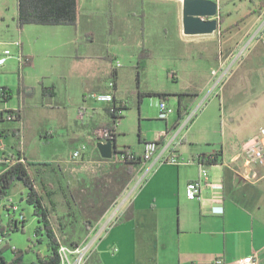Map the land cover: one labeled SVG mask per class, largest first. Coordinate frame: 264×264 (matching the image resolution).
Here are the masks:
<instances>
[{"label": "crops", "instance_id": "1", "mask_svg": "<svg viewBox=\"0 0 264 264\" xmlns=\"http://www.w3.org/2000/svg\"><path fill=\"white\" fill-rule=\"evenodd\" d=\"M212 1L218 3L219 30L210 35L190 36L183 28V0H78L75 26L27 25L23 29L18 27V1L0 0V46L13 44L18 52L17 58L11 54L8 60L13 64L0 67V73H19L21 56L34 58L23 71V97L27 94L25 111H34L32 123L56 119L52 122L54 127L32 132L31 138L36 136L34 141L41 144L67 135L73 143L82 138L86 140L68 158L58 162L46 161L40 154L30 155L26 117L8 120L6 116L7 112L20 109L19 85L14 80L9 87L0 75V87L12 89V100L17 92L19 101L17 107L2 106L12 100L0 102L4 111L0 112V175L9 161L22 155L30 162L49 164L42 180L53 184L66 180L74 186L81 179L108 176L113 163L102 159L98 142L94 146L91 143L94 133L111 125L107 106H90L87 95L108 92V82L114 77L113 94L117 101L128 104L130 96L139 100L140 82L149 63L158 56L177 54L185 60L186 54L192 52L202 58L217 44L225 43L218 52L214 51L216 63L210 65L213 75L210 80L214 78V86L222 80L213 90L221 96L222 103L228 102L226 115H222V109L217 110L214 118L208 120L207 108H204L197 116L204 102L193 110L207 84L181 89L154 87L146 91L169 94L163 101L175 112L168 120H157V133L150 141H160L158 154L134 175L84 238L98 235L91 264H217L218 260L237 264L250 256L256 257L257 264H264V167L249 166L244 148L248 140L264 130V44L255 41L238 58L243 41L254 36L264 23V0ZM171 8L176 13L173 32L167 21ZM79 45L84 51L74 55ZM49 52L71 53L81 63L106 61L97 71L89 72L88 79L78 85L80 89L75 85L78 96L83 98L82 104L80 98L72 102L73 94L67 88L62 69L54 75L43 63L37 62L40 55ZM121 58L128 59L129 70L120 72L124 68ZM216 70L218 73L214 75ZM169 77L180 79L179 72L169 73ZM192 78H195L193 74ZM70 84L74 85L73 80ZM126 84L130 85V92ZM81 109L88 112L85 122L78 119ZM194 112L193 119L184 126L186 115ZM13 122L16 126H8ZM209 129L220 138L214 141ZM16 131L21 138L17 147ZM82 145H86V152L81 149ZM76 151L81 152L80 159H74ZM173 152L178 154L179 164L167 161ZM204 154L220 155L218 163H204L213 187L203 193L201 200L191 201L186 188L199 179L200 166L189 160ZM142 178V184L135 188ZM27 191L25 187L21 190L24 203H27ZM6 200L12 201L19 212L13 196L9 195ZM5 206L6 201H0L4 227L8 222ZM7 250H11L8 241L0 249V264L12 261L6 260Z\"/></svg>", "mask_w": 264, "mask_h": 264}, {"label": "rangeland", "instance_id": "2", "mask_svg": "<svg viewBox=\"0 0 264 264\" xmlns=\"http://www.w3.org/2000/svg\"><path fill=\"white\" fill-rule=\"evenodd\" d=\"M13 0H8V2H12ZM237 14L234 15V19H236ZM176 13L175 9L171 8L170 13L168 14V27L171 32L174 31V26L176 23ZM253 36L247 37L242 44V47L240 48L241 52L243 49L250 48L254 42H251ZM86 38V37H85ZM87 39V38H86ZM11 42V40H7V43ZM225 46V43L223 42V45L217 44L216 47H213L209 50V54L205 55L202 58H199L198 54H194L190 52L189 54H186V59L183 60L180 58L177 54H172L171 57H164L158 56L156 59L152 60L151 63H149V69L143 79L140 82V89L144 93H148L146 91H150V89L154 87H163L166 89H175V88H186L190 86L197 87L198 85H205L203 93L201 94L199 100L193 105V110H195L200 104L203 103L201 106V111L198 112L197 116L202 112L204 108H207L206 118L208 120H212L214 116L216 115V111L219 112L222 111V115H226V111L228 108V102L221 101V96L217 94V91L213 90L214 83L212 78V81L210 80L213 75L211 74V67L213 63H216L213 60L214 51H219L220 48H223ZM6 49H9L11 53L14 55L15 58L18 57V52H15L16 47L13 44H2L0 46V51L4 52ZM81 51H84L83 47L79 45L76 47V53H79ZM1 52V53H2ZM34 59V58H33ZM32 59V62H33ZM121 64L124 65V68H119L120 72L126 71V68L130 67V62L128 59L121 58ZM144 60V59H143ZM37 62L43 63L46 68L55 74L56 70H61L65 73V80H67V88L69 91H72V102H76L80 98V104L83 103V98L78 96V92L76 91L75 85L77 84V89H80L78 85L83 84L85 80L88 79L89 72L97 71L99 66L105 65V60H87L86 62H78L71 53H61V52H49L46 54H42L37 58ZM110 64V61H108ZM117 62L115 61L114 64ZM13 64L12 60H8L7 65L11 66ZM118 65V64H117ZM29 66L25 67L28 69ZM186 67V68H185ZM163 68H165V71L163 72ZM196 68L198 69L196 72ZM142 70V68H141ZM140 70V71H141ZM172 72H179V80H173L169 77V73ZM151 75H149V74ZM191 74L194 75L195 78L191 79ZM0 75L3 76V80H6L8 83V86L11 87L12 83L14 84V80L16 81L17 85H19V76L18 72H1ZM152 76V77H151ZM60 80L59 78H57ZM73 80V84L71 85L70 82ZM130 80V79H127ZM126 90L129 92L131 91L130 85H125ZM17 87L14 89L16 92ZM207 97V98H206ZM87 101L90 106H95L97 108H103L107 106L105 103L97 102L95 99H93L91 94L87 95ZM18 97L16 92V97L10 101L7 104H2V106H10V107H17L18 106ZM139 104L138 97L136 96H130L128 101V109L124 111L123 119L119 121L118 125V132H117V140H116V146L118 150H122L124 148H129L133 151H135L137 154L143 153V143L144 141L150 142V139H152L153 135L157 133V126L159 119L162 120H168L166 118L160 108V99L156 96H144L142 99V102ZM177 105V104H176ZM28 109V108H27ZM26 109V110H27ZM33 110L30 109L25 111V117L26 121L24 123L26 132H28V135H32V132H37L39 129L41 131V128L50 129V127H54L53 121H56L55 118L49 119L46 121H43L41 124H36V120L32 123V120L34 119ZM36 116V113H35ZM31 117V118H30ZM37 118V116H36ZM197 118V117H196ZM195 118V119H196ZM19 119L16 115L15 119ZM16 122L8 124L11 128L16 126ZM80 126L79 123H76ZM7 126V127H8ZM220 131V127H219ZM27 134V133H26ZM95 134V133H94ZM93 134V136H94ZM27 141V147L29 154H37L41 155L43 159L49 162H58L63 159L68 158L72 153L73 150L79 147L83 142H85V138H82L78 142H71L69 140L68 135L67 136H59L55 137L54 140H51L46 143H40L39 141H34L36 136L31 138ZM209 135L210 137H213L216 141L220 138L219 134H214L213 130L209 129ZM28 137V136H27ZM10 143V142H9ZM91 143H93V146L95 144V140H91ZM79 145V146H78ZM76 147V148H75ZM84 152H86V145H82L81 147ZM145 172L142 173L144 175ZM108 181L109 178H107ZM97 188L87 189L88 187H78L74 189H69L70 195H72L73 198L77 200L78 204V210L80 211L79 215L82 217H88V218H94L96 219L98 208H102V205H96L94 207L95 203L91 199L95 196L97 193V196L100 197V199L105 200V202L109 201L112 197V193L109 194V190L111 189L105 188V183L108 182L106 178L102 177L97 180ZM24 186L21 183H17L14 185V187L10 191V196H13V198L16 199L19 207V213H23L26 217V224L24 232L18 231V232H9L8 237V245L10 246L11 250H7L4 255L6 256V260L9 262L12 260L11 253L12 249H16L18 251L25 252L24 257V264H32L34 261H36L37 253L44 254L47 251V244L44 242L43 244H39L37 242V239L35 237V231L37 228V220L34 217V209L32 206L28 205L27 203L22 202V195L21 190ZM56 203L58 204V209L60 212L65 211L67 208L64 205L65 199L62 195H57L55 197ZM3 201V200H2ZM4 201H9L4 199ZM105 204H103L104 206ZM115 211V208H113L112 212ZM76 220V219H75ZM4 246V245H3ZM1 246L0 248H2ZM29 247L31 249H29Z\"/></svg>", "mask_w": 264, "mask_h": 264}, {"label": "trees", "instance_id": "3", "mask_svg": "<svg viewBox=\"0 0 264 264\" xmlns=\"http://www.w3.org/2000/svg\"><path fill=\"white\" fill-rule=\"evenodd\" d=\"M18 1V27L23 29L27 25H68L75 26L78 22V0H17ZM22 66L18 73L19 88L18 96L20 101V109L9 113L15 114L18 118L25 119V102L27 94L23 97L24 77L23 71L25 67L32 64V58L21 56ZM115 75V74H114ZM144 96H156L161 101L166 100L169 94L164 93H140L139 106ZM13 98L11 88L0 87V102L7 103ZM123 101L115 100V112L110 113L108 107L107 112L111 124L122 120L124 111L128 109V104L122 105ZM120 104L119 107L116 105ZM106 129H112L110 126ZM117 129V128H116ZM116 129H112L114 133L113 142L116 143ZM16 131V147L21 138ZM219 154L202 155L200 158L206 164H216L219 162ZM113 163L110 174L104 178L108 181L105 188L112 193V198L105 202L100 199L97 193L91 199L96 205H102L98 208L96 219L82 217L79 215L77 200L70 195L69 189L86 186L87 189L97 188V180L100 178H85L72 186L66 180H59L53 183L42 180L46 168L49 164H38L28 161L20 155L9 161L7 169L0 175V201L6 199L10 195L11 189L17 183H21L28 191L26 202L34 209V216L38 221L35 231V237L39 244L46 242L47 253H37L36 261L33 264H60L59 248L62 244L70 246H78L84 238L92 231L96 224L100 221L106 211L112 206L113 202L121 195L126 185L132 180L134 175L143 166L141 155L135 151L124 148L118 150L116 147L115 157L111 161ZM102 178V177H101ZM62 195L66 200L64 205L66 210L60 212L55 197ZM103 204H105L103 206ZM1 219V218H0ZM76 219V220H75ZM26 219L18 224L14 220H9L7 226L0 224V232H24ZM9 237V234H7ZM29 249H31L29 247ZM13 258L8 264H24L25 252L12 250ZM1 254V252H0ZM94 263V261H93Z\"/></svg>", "mask_w": 264, "mask_h": 264}, {"label": "built area", "instance_id": "4", "mask_svg": "<svg viewBox=\"0 0 264 264\" xmlns=\"http://www.w3.org/2000/svg\"><path fill=\"white\" fill-rule=\"evenodd\" d=\"M259 41L262 44H264V23L263 25L257 30V32L254 34V36L251 39V42ZM246 50L243 49V51L239 54L238 58L241 57L242 53ZM10 50H5L4 52L0 53V67H4L7 63L8 58L11 56ZM237 60V59H236ZM119 66V64H118ZM218 71H214L213 74L216 75ZM222 80H219L214 88L218 86L219 83H221ZM116 87V83L114 80V77L110 79L108 82V92L104 93H94L92 94L93 99L97 102L105 103L107 104V107L110 111V113L115 112V97L113 94V90ZM122 105H126V103L123 101ZM117 107L120 106V104L116 105ZM160 108L163 113V115L168 118L172 114H174L175 110L173 107H171L168 103L165 101L160 102ZM0 112H4L0 108ZM195 113L187 114L184 122V126L189 123L193 117L195 116ZM88 112L84 109L79 110L78 112V119L80 122H85L87 119ZM8 120L15 119L16 115L12 113H6ZM119 125V120L117 122H113V124L110 125L112 129H116ZM112 129H101L98 130L94 136L92 137L95 142H107L114 139V133ZM245 155L247 157V164L249 166H261L264 167V130L261 131L260 134L257 136H254L250 140H248L245 143ZM160 150V141H150L145 144V148L143 151V154L141 155L143 160V166L140 168L139 172L142 171L144 165L154 159V157L158 154ZM74 159H80L81 152L76 151L73 155ZM115 157V156H114ZM113 157V159H114ZM112 159V160H113ZM109 160V161H112ZM168 162H171L173 164H179V156L176 152H173L170 157L167 160ZM190 162L197 163L200 166V177L196 181H192L187 185L186 188V195L187 198L191 201L201 200L203 197V193L206 190H211L213 187V184L210 180V175L205 168V164L201 158L199 159H191ZM144 178L138 180L136 183L135 188H138ZM8 210L7 220H14L16 223H20L24 219V215L22 213L18 212V208L14 206L12 201H7L6 206ZM1 224V219H0ZM7 226V224H6ZM8 234V233H7ZM4 232H0V247L3 246L8 241V236ZM98 240V235L96 236H88L81 244L78 246H70L67 244H62L59 248V257H60V264H91V259L96 251V244ZM1 249V248H0ZM16 250V249H12ZM217 264H224L223 260H218ZM237 264H257V259L255 256H250L243 258L237 262Z\"/></svg>", "mask_w": 264, "mask_h": 264}, {"label": "water", "instance_id": "5", "mask_svg": "<svg viewBox=\"0 0 264 264\" xmlns=\"http://www.w3.org/2000/svg\"><path fill=\"white\" fill-rule=\"evenodd\" d=\"M218 3L212 0H183V28L186 35H210L219 30ZM116 143L98 142L97 148L104 160L115 156Z\"/></svg>", "mask_w": 264, "mask_h": 264}]
</instances>
